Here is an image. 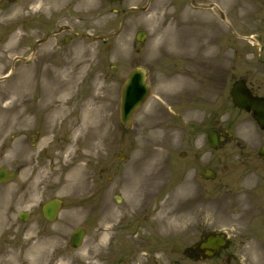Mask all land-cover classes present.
I'll use <instances>...</instances> for the list:
<instances>
[{
    "label": "rangeland",
    "instance_id": "374dc122",
    "mask_svg": "<svg viewBox=\"0 0 264 264\" xmlns=\"http://www.w3.org/2000/svg\"><path fill=\"white\" fill-rule=\"evenodd\" d=\"M37 1L28 0L23 14L20 17H15L10 11V7L12 4L18 3V0H0V74L10 67L15 54L28 55L30 53L28 45L32 44L36 37L40 38L43 35V31L39 28V16L45 12L48 13L50 9L67 6L61 14L62 17L56 16L54 19L57 20V26L68 23L80 33H90L105 38L112 34L113 36L107 43L78 38L71 44L65 45L66 49L54 62L57 67L54 63L46 62V79L42 82H38L35 78V65L28 66L19 63L15 75L10 80L0 82V109H10L12 102L17 100L16 102L23 103L25 98H30L29 102L32 104L35 101L34 98L39 101L43 86L53 83L62 89L60 84L74 79L72 91L62 93L64 98L70 99L69 106L74 114L78 112L83 101H89L94 105L104 107L109 120L107 119L108 121L104 122V126L100 128L98 137L97 132L94 136L97 148L93 150V161L89 167L92 166L94 169L91 179L94 180L96 187L83 192L68 189L69 167L64 165L63 157L56 155L58 147L55 149L46 148L45 153L39 158L41 162L36 161L38 143L35 146L30 144L32 143V133L37 129V125L28 127L26 123L28 117L22 113L23 108L17 110L21 116L15 118V125L21 128L26 126V129L24 128L25 137L18 136L19 131L15 132L14 138L10 142L14 141L8 150H1L6 151V155H3L4 152H0V166L6 164L20 170V176L13 183L7 185V195L10 197V192L13 195L14 210L17 211L20 208L32 210L34 217L26 223L17 222L15 215L9 217L11 218L10 222L3 217L0 222V238H4L3 241H0V264H24V258L27 255L25 246L30 242L33 243V239L41 238L39 232L46 233L48 237L45 240L44 264L50 257L54 259L53 249L60 242V233L61 237L65 238L69 226L82 224L85 221L83 219L91 210H97L98 208H94L95 203L97 204L98 200L103 198H99V195L104 191H108L106 198L110 204H115L114 196L116 194H122L125 196L126 202L123 206H136L135 198L138 194L124 191L120 178L124 176V171L121 167L124 168L125 165L132 164L133 167L140 170L142 168L140 163H144L153 156L155 150H160L162 154L156 159V168L161 170L167 164L170 165V138L172 140L174 137L175 142L178 141L179 134L181 139L183 138L182 131L174 125L177 114L172 117L174 113L170 114L168 107L169 103L174 101L168 80L174 78L170 71L171 64L166 55H162L161 49L169 47L170 32L176 28L172 23L176 21L170 20L171 17L176 18L179 15V23L184 24V14L191 13L188 7L176 0L172 6L171 4L166 6L165 14V10H162V12L158 11L157 15L156 9L160 6L159 4L151 5V8L146 11L127 13L132 6H144L146 0H122L120 3H111L107 0H75L70 6H68L70 0H41L40 3ZM241 4L242 2H240ZM114 9L118 11H114ZM161 16H163V21L167 18L165 22L170 20V26L160 22ZM28 17L31 18L30 25L25 22ZM241 18L240 16L236 26L240 32H244L249 28V24L247 19ZM13 24L12 28H15L16 31L10 34V26ZM141 28L145 29L149 36L145 42L140 44L135 41L134 35ZM4 29L7 31L2 32ZM162 38L165 39L164 46H162ZM43 50L41 47L37 55L41 54ZM202 50L200 48V51L190 58L188 52L183 56L188 61L192 60L190 62H199L198 67L201 70L209 71L214 62L215 53L204 55ZM192 53L193 49L191 48V55ZM173 58L174 56L170 54V59ZM112 65H116L117 68L114 69ZM138 65L148 69L152 93L136 113L132 125L128 127L123 125L119 118L120 90L129 71ZM184 71L190 74L193 72L191 69ZM50 76L51 78H49ZM48 78L52 80L50 81ZM176 105H178L177 102ZM192 118L189 117V120ZM43 128L42 123L40 129ZM85 134L86 132H83L84 136ZM67 137L69 136L66 133L60 132L56 136V142L61 143ZM73 149L70 150L72 156L75 151H78V146ZM119 153L128 155L121 161L122 163L117 158ZM11 157H13L12 160ZM167 175L164 185L170 187V175L168 177ZM151 176L154 177V175ZM152 183L155 188V183ZM54 195H59L66 201L64 216L59 222L46 224L39 214L38 207L42 201ZM167 196L168 193L163 197L158 194L153 199L160 205ZM81 205L85 207L81 208ZM89 205L91 206L88 207ZM80 218L82 221L79 220ZM14 223H17V226H12ZM85 224L90 225L89 221ZM102 225L104 224L98 223L97 227L93 229L94 232L96 229L99 230ZM51 236H54V239L50 238ZM90 239L87 240V252H90L88 250ZM250 246L262 254V260L256 257L257 253L254 255L256 259L252 256ZM238 257V264H264V246L252 243L242 245ZM53 259H51L52 263L55 264ZM79 259H83L82 254L79 255Z\"/></svg>",
    "mask_w": 264,
    "mask_h": 264
},
{
    "label": "bare ground",
    "instance_id": "6f19581e",
    "mask_svg": "<svg viewBox=\"0 0 264 264\" xmlns=\"http://www.w3.org/2000/svg\"><path fill=\"white\" fill-rule=\"evenodd\" d=\"M22 3L15 5V13L16 16L22 14L20 9L22 8ZM168 86H170V80H168ZM47 88L51 89L49 95H46V99L44 101V108L47 109L46 112V124L47 129L46 133L42 136V141L47 145H51V135L53 133H57L59 130L66 129L67 131L73 132L72 137L69 140L60 146V153L63 155V151L67 148V146L72 142H79V146L83 148V150L75 157L71 156V154H67L64 157L68 159L65 162L66 167H71L70 170V183L68 187L70 190L76 189L85 191L87 189H92L95 187L93 182L90 181V172L91 169L88 166L89 160L92 159L93 150L97 148V144L93 141V136L91 138H85L80 140V133L87 130L90 131L97 130L98 133L101 131L100 128L104 126V122L109 120L106 115L104 107L90 104H82L81 105V118L80 119H71V110L68 103L66 101L60 102L58 99H62L59 96V91L61 87L57 85L48 84ZM73 89L72 84H68L65 87V91H71ZM108 119V120H107ZM29 122H32V118L29 119ZM155 156L159 155V151L154 152ZM76 157L77 162H75ZM155 161L151 159H147L145 164V168L142 170V175H146L151 173L154 170ZM131 191H136L138 189V182H135L133 185L129 187Z\"/></svg>",
    "mask_w": 264,
    "mask_h": 264
},
{
    "label": "flooded vegetation",
    "instance_id": "af4514ba",
    "mask_svg": "<svg viewBox=\"0 0 264 264\" xmlns=\"http://www.w3.org/2000/svg\"><path fill=\"white\" fill-rule=\"evenodd\" d=\"M255 61L249 63L242 72L246 83L252 91L264 97V33L261 35V51L259 57H253ZM235 68V66H234ZM235 129L234 134L226 138V146L230 147L228 157L236 165L237 174L223 179L230 189H239V178L257 176V182L252 183L248 190L241 188V194L247 197L249 208L264 217V165L258 156L259 148L264 144V129L261 128L251 115L242 110L229 119ZM220 133L221 129L218 127ZM233 151V152H232ZM219 156L218 159H221ZM238 197V196H237Z\"/></svg>",
    "mask_w": 264,
    "mask_h": 264
},
{
    "label": "water",
    "instance_id": "95a60500",
    "mask_svg": "<svg viewBox=\"0 0 264 264\" xmlns=\"http://www.w3.org/2000/svg\"><path fill=\"white\" fill-rule=\"evenodd\" d=\"M144 71L137 70L132 74L124 93V110L128 111L129 107L137 100L138 95L146 91L144 83Z\"/></svg>",
    "mask_w": 264,
    "mask_h": 264
}]
</instances>
